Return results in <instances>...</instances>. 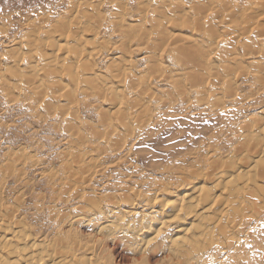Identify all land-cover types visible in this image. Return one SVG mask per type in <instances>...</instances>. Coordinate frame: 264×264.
Returning a JSON list of instances; mask_svg holds the SVG:
<instances>
[{
  "label": "bare ground",
  "instance_id": "1",
  "mask_svg": "<svg viewBox=\"0 0 264 264\" xmlns=\"http://www.w3.org/2000/svg\"><path fill=\"white\" fill-rule=\"evenodd\" d=\"M90 1L93 0H72L70 10L49 26L47 31H43L42 39L36 35L37 39L24 38L23 42L26 41L24 43L28 45L26 53L18 50L19 42L15 44L17 46L12 47L11 53L16 56L10 58L11 61L8 59L9 66L0 69L1 90L6 96L11 95L16 83L12 81L15 73L23 71L19 69L24 65L21 63L24 60L22 57L28 58L23 67L26 69L25 74L18 78L19 84L24 78V85H34L35 89H41L40 98H44L50 110H56L57 107L62 109L64 104L60 105L61 99L69 103L76 101L78 80L85 96L94 93L107 98L109 102L118 99L117 103L120 104L121 99L126 97L123 81L125 75H128L127 82L131 86L128 87L135 90L136 95L130 100L132 107L130 106L127 112L124 109L121 113L123 117L131 111L130 109L145 105L141 98L144 91H149L148 84L154 76L156 79L167 81L172 89L179 93V98H170L174 99L172 103L176 107L182 105L203 108L210 105L212 108H220L223 99L219 97L218 85L222 84L234 93L235 78L239 73L246 72L241 56L236 54V47L237 51H243L244 55L253 60V76L256 82H264V1L254 2V7H262L257 10L249 6V9L243 8L236 12L230 6H224V16L221 10L217 9V2L205 1L206 4L191 7L190 11L197 12V17H191L188 9L178 8L175 4H171L174 9L172 8L169 14L174 16L166 17L168 4L163 2H157L154 13L147 15V5L144 6L140 2L138 5L141 6V14L131 21H126L118 14L112 15L111 21H107L106 16L98 9L99 3L92 6ZM104 2L113 3L115 0H104L102 3ZM145 2L148 3V0ZM219 4L223 5L221 1ZM211 5L213 6L209 8ZM217 19L226 23L223 24L224 27L217 28L221 25ZM103 22H107L106 27L122 38V44L116 46L118 55L109 60L105 67L108 75L112 73L109 77L96 74L92 70L91 55L95 51L93 46L96 47L95 39ZM169 28L175 31H170ZM223 28L225 30L220 34ZM134 43L138 46L145 45L142 52L147 59L145 75L143 70L138 76L129 72L130 48ZM157 47L169 49L170 58L177 63L174 72L170 73L166 66L158 61L155 53ZM149 48L151 50H148ZM214 54L220 55L221 59L218 56L219 58L210 64L209 59ZM76 71L80 73V78L77 77ZM190 89L194 90V102L196 100L197 104L192 103L190 96H185ZM54 93L59 97H55ZM211 94L213 96L209 97ZM51 95L58 100L57 105L49 102ZM158 102L162 108L168 104V101L163 99ZM83 104L87 106L85 101ZM145 108L147 107L143 109ZM101 109L97 108L98 115L100 118L103 116V124L106 125L112 118L107 110ZM145 110L150 113L148 109ZM61 111L63 109L60 112L58 110V115L53 114L54 112L51 115L58 117L62 114ZM118 114L120 112L113 115ZM146 116L148 122L151 115ZM146 116L144 122L141 120L143 128L147 123ZM70 126L69 131L73 134H69L70 140L73 142L75 136L78 143L74 142V150L63 151L61 155L75 159L77 164L74 165L83 168V160L89 159L91 152L103 148L98 142H86L83 133L79 129H70ZM237 127L234 133L230 132L234 135L233 138L226 140L230 148L226 149L225 154H220L215 145L211 146V143L206 142L212 149L206 152L202 164L188 169L185 173L182 171L177 185L158 186L145 196H141L137 191L128 192V189L124 191L123 199L110 201L105 208L101 207L104 201L98 203L86 198L79 209L85 208L88 221L95 217L101 223L93 234L95 240L92 244H88V241L81 242L77 232H73L74 224L83 220L82 217L69 222V216L50 209L46 218L48 224L51 223L56 228L54 233L49 235L46 230L31 228L24 218H20L24 214L21 208L24 204L22 196L16 195L13 200L18 202V205H7V193L2 194L0 189V264H115L113 259L106 258L112 255L108 252L106 256L105 247L108 246L107 240L113 239L116 234L120 235V242L117 244L127 245L128 248L135 246L137 256L133 257L129 264H150V258L161 250L166 253L167 264H207L208 257L227 254L231 248L237 250L236 257L234 256L238 259L235 260L236 263L245 261L247 264L251 259L244 252L246 243H241L236 238L244 235L247 240L251 237L249 226L264 221V110L260 116H252ZM87 129L90 131L88 125ZM116 130L111 128V124L102 130L99 129L96 131L99 135L96 140L104 141L105 144L111 137L115 140L122 136V133ZM91 164L90 160L86 165L89 168ZM72 165L67 164L65 168L66 172L69 171L67 184L69 179L72 182L73 178L75 181L81 179ZM88 171L90 172V169ZM81 185L82 182H76L74 186ZM136 201L139 202V207L135 206ZM251 227L255 228L252 225ZM260 228L256 226L255 229ZM102 243L105 244L101 245Z\"/></svg>",
  "mask_w": 264,
  "mask_h": 264
},
{
  "label": "rangeland",
  "instance_id": "2",
  "mask_svg": "<svg viewBox=\"0 0 264 264\" xmlns=\"http://www.w3.org/2000/svg\"><path fill=\"white\" fill-rule=\"evenodd\" d=\"M71 1L0 0V69L9 66L11 59L16 56L11 53L12 47L17 46L15 44L19 42L18 50L20 49L21 53H26L28 45L24 43L26 41L23 42V39H37V37L42 39L43 31H47L70 10ZM103 1L93 0L89 3L92 6L99 3L98 7H100L98 9L103 16H106L105 20L111 21L112 15L118 14L122 15L126 21H131L141 14V6L138 5L140 2L144 6L147 5V15L154 13L157 2H163L168 4L166 17L174 16V14L169 15L170 10L173 8L171 4H175L178 8L188 9L191 17H197V12L190 11L191 7L197 4L203 5L210 1L217 2V9H220L222 16H224L222 11L224 6H230L236 12H240L243 8L254 7V2L258 3L264 0H148V3L145 2L146 0H115L113 3H102ZM220 1L223 5L219 4ZM213 5L208 7L210 8ZM260 7L258 5L253 9L257 10ZM217 20L220 22L219 19ZM106 23L103 22L102 30L100 29L96 36V47L93 46L95 51L91 55L93 72L104 76L109 74L105 69L109 60L115 58L119 53L116 46L122 44L121 36L116 32H111V29L106 27ZM223 24L226 23H221L217 28L224 27ZM169 30L175 31L173 28H169ZM223 30L225 29L223 28L220 34L224 32ZM70 40L71 38L68 41ZM89 49L91 50V48ZM144 50L145 45L138 46L137 43H134L133 47L130 48L129 59H131V62L128 68L134 76H138L142 70L143 74L147 71V59L142 54ZM155 53H157L158 61L166 66L170 73L174 72L177 63L170 58L169 49L157 47ZM236 54L241 56L243 66H246V72L239 73L238 77L235 78L234 93L231 89L225 88L224 85V87L222 84L218 85V89H220L218 91L220 92L219 97L223 99L220 108H212L210 105L203 108L184 107L182 105L176 107L172 101L180 97L178 96L179 93L174 91L167 81L156 79L154 76L149 81V91H144L141 98L145 105L130 109V113L128 112L124 117L121 113L124 109L126 111L130 108V100L136 95L135 90L129 88L131 86L127 82L128 75H125L123 80L124 94L127 98L123 97L120 104L117 103L118 99L115 100L116 102L113 101L117 104L115 105L113 102L107 101V98H102L94 93L85 96L81 92L82 86L79 84L80 80H78L76 101L73 100L69 103L61 99L60 105H65V107L63 105V111H61L63 116L60 114V116L54 117L51 113L57 114L58 110L60 112L62 109L59 107L56 110L54 108L48 109L47 102L44 101V98H40L41 89H35L34 85H24V78L19 84L18 78L25 74L26 69L23 67L28 58L21 56L22 58H20L24 59L21 63H24V65L19 69L23 71H17L15 77L12 78V81L16 83L13 85L11 95L6 96L1 90L0 77V189L2 194L7 193V205H18L19 203L13 200L16 195L22 196L24 204L21 208H23L22 212L24 214L20 218H24V221L31 228L39 231L46 230L49 235H52L54 228H56L55 225L48 224L47 216L50 209L69 216V222L82 217L83 220L74 224L73 232H77L81 242L88 241V244H92L95 240L93 234L96 233L97 226H100L101 223L95 217H91L92 220L88 221V215L84 212L85 208L79 209L85 203V200L90 198V200L98 203L104 201L101 207L105 208L108 202L123 199V193L128 189V192L130 190L131 192L137 191L141 193V196H145L157 189L158 186L177 185L182 171L185 173L188 169L201 165L206 152L212 149L211 146L215 145L220 154H225L226 149L230 148L226 140L234 136L230 132L234 133L238 128L237 126L248 118L261 115L264 110V82L261 84L256 82V78L253 76V60L244 55L243 51H237V47ZM6 56H9V58ZM73 56H71V59H73ZM218 56L214 54L210 57L209 63H213ZM76 73L77 77L80 78V73L78 71ZM91 88H93L92 84ZM193 92L194 90L190 89L185 96H190L193 100L192 103L197 104L196 100L194 102ZM145 94H148V96ZM212 96L213 94L209 95V97ZM55 97L59 96L55 94ZM171 97L175 98L170 99ZM50 98H52L49 100L51 104H58V100L52 95ZM159 99L168 101V104L162 108L159 105ZM83 101L86 102L87 106L83 104ZM73 102H75V105L72 104ZM98 107H101L103 111L107 110L106 112L112 118L111 122L108 121L106 125L103 124V116L100 118L98 115ZM144 107H147L145 109L150 111L149 114L143 109ZM144 111H146V114ZM117 112H120V114L113 115ZM146 115H151L148 122V116ZM145 116V122L147 123L144 124L145 128H143L142 122H144ZM70 123H72L71 126ZM110 124L111 128L117 129L116 131L122 133V136L115 140L111 137L106 144L104 141H97L96 138H99V135L96 131L102 130L106 126L109 127ZM87 125L90 131L87 129ZM120 125L124 127L122 128ZM69 126L70 129H79L83 133L86 142L92 144L98 142L103 148L91 152L90 157L88 156L89 159L84 158L87 160V162L83 160L85 170L84 167H79L80 165L78 168L74 165L77 164L75 159L61 155L63 151L73 149L76 145L74 142L78 143L75 136H73V142L70 140L69 134L72 133L69 131ZM118 139L120 141H117ZM208 139L210 141H207ZM206 142L211 143V146ZM64 160L69 161V163L64 162ZM90 160L92 164L88 168L86 164ZM70 163L77 168L73 167L78 176H81V179L75 181L73 178V182L69 179L67 184L66 178L69 171L66 172L65 168ZM88 169H90V172H87ZM76 182H82L81 187H75ZM136 202L135 206L139 207V202ZM34 206H36V209H34ZM263 222L261 221V224L260 222L251 224L255 228L256 226L261 227L260 229L249 226L248 230L251 237L247 240L244 235L238 237V239L236 238L237 241L246 243L244 252L251 259L247 264H264ZM76 225H78L77 228ZM119 239L120 235L116 234L113 239L105 241L108 245L105 247L106 256H108V252L109 255H112L106 258L113 259L115 264H129L132 258L137 256L136 251H134L135 246L130 247L132 248L130 249L127 245L117 244L120 242ZM128 250H131V252ZM227 252V254L211 255L206 259L207 264H246L245 261L236 263L238 260L235 259L237 250L234 248L229 249ZM165 255V251H157L156 255L150 258V264H167Z\"/></svg>",
  "mask_w": 264,
  "mask_h": 264
}]
</instances>
